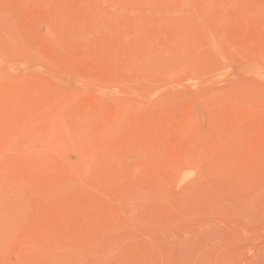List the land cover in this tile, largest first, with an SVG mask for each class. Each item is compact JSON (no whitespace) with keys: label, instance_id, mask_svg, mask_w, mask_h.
I'll list each match as a JSON object with an SVG mask.
<instances>
[{"label":"rangeland","instance_id":"1","mask_svg":"<svg viewBox=\"0 0 264 264\" xmlns=\"http://www.w3.org/2000/svg\"><path fill=\"white\" fill-rule=\"evenodd\" d=\"M0 264H264V0H0Z\"/></svg>","mask_w":264,"mask_h":264}]
</instances>
